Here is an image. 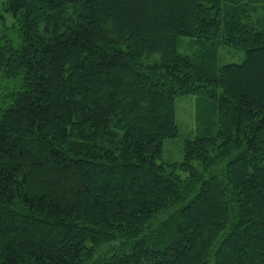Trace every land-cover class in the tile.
I'll return each mask as SVG.
<instances>
[{
  "label": "trees",
  "instance_id": "trees-1",
  "mask_svg": "<svg viewBox=\"0 0 264 264\" xmlns=\"http://www.w3.org/2000/svg\"><path fill=\"white\" fill-rule=\"evenodd\" d=\"M255 3L5 0L0 78L20 90L0 83V264H264ZM222 48L243 61L219 66ZM187 96L205 102L193 137L159 163Z\"/></svg>",
  "mask_w": 264,
  "mask_h": 264
},
{
  "label": "rangeland",
  "instance_id": "rangeland-1",
  "mask_svg": "<svg viewBox=\"0 0 264 264\" xmlns=\"http://www.w3.org/2000/svg\"><path fill=\"white\" fill-rule=\"evenodd\" d=\"M5 0H0V42L5 43L6 41H16L18 34L16 32V20L10 13H4L3 5ZM258 0H256V5ZM263 6L264 0H259L258 5ZM256 16H260V10H258ZM252 20H255L252 18ZM264 22V21H263ZM177 51L180 55L193 57L198 52L197 46L193 43L190 38H181L178 42ZM244 59V54L241 51H236L230 48H222L219 54V66L228 64H240ZM0 83L3 86L10 85V89L14 92L19 91V79L15 80H5L0 78ZM1 95H7L10 91L5 88H1ZM11 100L6 96L2 99L1 110H4ZM196 103H205L203 101L199 102L195 96L179 97L175 99V123L178 127V137L175 139L165 140L163 142V153L159 163L165 165L178 164L182 160L183 144L187 139L193 137V130L195 126V106ZM180 176L184 177V174L179 173Z\"/></svg>",
  "mask_w": 264,
  "mask_h": 264
}]
</instances>
